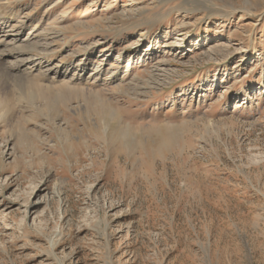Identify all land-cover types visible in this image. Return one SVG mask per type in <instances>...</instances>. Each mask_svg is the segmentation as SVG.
I'll list each match as a JSON object with an SVG mask.
<instances>
[{"label": "rangeland", "instance_id": "1", "mask_svg": "<svg viewBox=\"0 0 264 264\" xmlns=\"http://www.w3.org/2000/svg\"><path fill=\"white\" fill-rule=\"evenodd\" d=\"M185 3L0 0L50 63L0 83V264H264V0ZM103 45L139 87L57 75Z\"/></svg>", "mask_w": 264, "mask_h": 264}, {"label": "bare ground", "instance_id": "2", "mask_svg": "<svg viewBox=\"0 0 264 264\" xmlns=\"http://www.w3.org/2000/svg\"><path fill=\"white\" fill-rule=\"evenodd\" d=\"M199 1L200 0H181V4L178 5V8L181 10V9H184L185 7H187L185 2H190V3H193V4H199ZM28 22H29V20H25L22 23H20L18 26L17 25L16 26H12L11 29H7L10 24L5 22L4 19H2L1 16H0V83L2 85H6L8 83V80L12 76L11 73H19V74H23L22 72L25 73L24 69H21V67H23L22 65H25V67H28V66L31 65L30 67H28L26 69L27 72H28V70H30V74L34 70L41 69L42 67H47L48 70L50 69L49 68L50 67L49 66L50 63L47 62L46 60H43L42 59L43 57L42 58L40 57L41 59L39 58V60L36 61V62L33 61L32 64L27 62V61H30L33 57L40 56L41 54H43L42 50H46L47 49L46 48L47 46H45V45H47V43L46 44H40V42H38V41H34V42L31 41V42H29V44H24V45L17 44L16 45V41L18 39H21V41H22V38L24 37L25 34H26L27 37H29V40L33 36V32H31V31L26 32L27 28H28V25H29ZM56 33L57 32L47 33V34L44 35V39L48 40L51 35H55ZM38 35L39 34H37V37H39L41 34L39 36ZM51 38H52V36H51ZM138 41H135V42H138ZM11 44H12V46H14L13 48L8 49V50L3 49V46L7 47V46H9ZM130 45H132V44H130ZM25 47H30V48L26 49ZM90 47H92V46H90ZM90 47L87 46V47L82 49L83 57L78 59L77 63L68 62V63L62 64V65H58V68H56L57 75H62V76L68 77V76H70L72 74L71 77H70L71 80H73V78H75V77L78 78V79H85L86 81L93 80L94 82H96L98 80H101V81H104V82H108V80H112L113 82H119L120 83V84L118 83L119 86L121 85L122 82H123L122 84H124V82L126 81L125 85L128 86V89H134L135 87H137L136 85H138V84H135L136 80L138 81V79L140 77H144L142 75L140 77H137L138 78L137 79L136 78V76L138 74L137 73V74H134V76L131 78V80L128 81V79L126 77H127V75L131 74V68H132L130 65H128L129 63L128 64L127 63L126 64L117 63L115 65V63L110 60V56H106L109 53H111L113 50H115V48H116L115 46H104L103 45L101 47V49H102L101 51H105V53L103 54L104 56L103 57L101 56L97 60H95V63L89 62V59L92 58V55L94 53V49H92ZM122 49L125 50L126 47H122V48L118 49L119 50V54H118L119 56L121 55ZM24 54L29 55L28 56L29 58H25V59L14 58V59H16L15 62H13L12 59L9 60V57H11V56L12 57H20L21 55H24ZM30 55H32V56H30ZM132 59L134 60V58H132ZM101 60L102 61H106V64L104 63V65H103V62ZM115 61L119 62V59H117ZM152 75L154 76V74H152ZM140 79H142V78H140ZM1 80L4 81V82H2ZM143 80H145V79L143 78ZM147 81H148V79H147ZM152 81H153V79H152ZM156 81H158V80H156ZM141 82H143V81L141 80ZM154 82H155V80H154ZM115 84H117V83H115ZM115 84H113V85H115ZM155 85H157V83ZM34 86L36 87V90L40 92V90H41L40 87H42V86H40V84H36ZM119 86L117 85V89H118ZM158 86H159V84H158ZM61 87L62 88H68V89H77V88H74V87H71V86H64V85H61ZM138 87H139V85H138ZM142 87H144V86H142ZM149 87H151V86H149ZM18 88L21 90V85H19ZM155 88H157V87L155 86ZM129 91H131V90H129ZM144 92H147V91H144ZM129 93H132V92H129ZM135 93L137 94V92H135ZM1 94H3V92ZM104 101H105V99H104ZM0 103H3V105H5L6 104L5 99L0 100ZM112 104L114 105V103H112ZM112 104H110V105H112ZM110 105L107 104L106 102H103L102 100L95 101V102H92V103H88L87 107H88V109L90 108L88 114L89 115H94V116L97 117V119H100L101 121H104L110 127V130H111L110 131V137L122 139L121 142L124 139L129 141L131 138H133V136L139 134L138 132L136 134V131H138V129L136 127L134 128V126L132 127L129 124L127 125V127L125 126V124L123 125V123H122L123 121L122 120H124V118L122 119L118 115V113L114 110L115 107L113 108L112 107L113 105L112 106H110ZM141 130H143V129H141ZM153 134H155V136H156L158 133L156 131V132H153ZM159 137H161L160 139H163L162 141L167 140L165 137H162V132H159ZM118 139H116V140L118 141ZM138 141H139V139H138ZM125 143H126V141H125ZM129 143H131V142H129ZM129 143L128 144L126 143L127 146L129 145ZM120 144H122V143H120ZM127 146H124V147H127ZM132 147H133V145H132ZM122 152H124V151L122 150Z\"/></svg>", "mask_w": 264, "mask_h": 264}]
</instances>
